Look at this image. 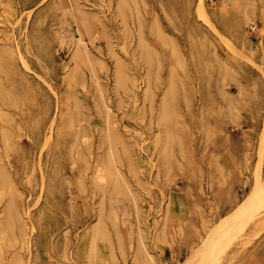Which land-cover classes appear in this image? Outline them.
Segmentation results:
<instances>
[{
  "label": "rangeland",
  "instance_id": "374dc122",
  "mask_svg": "<svg viewBox=\"0 0 264 264\" xmlns=\"http://www.w3.org/2000/svg\"><path fill=\"white\" fill-rule=\"evenodd\" d=\"M68 3L0 0V264H264V0Z\"/></svg>",
  "mask_w": 264,
  "mask_h": 264
},
{
  "label": "bare ground",
  "instance_id": "6f19581e",
  "mask_svg": "<svg viewBox=\"0 0 264 264\" xmlns=\"http://www.w3.org/2000/svg\"><path fill=\"white\" fill-rule=\"evenodd\" d=\"M63 3V6H64V10L65 11H67L68 10V5H69V3H68V0H60V3ZM121 2H122V0H121ZM67 3H68V5H67ZM124 5V4H123ZM123 5H120V7H123ZM118 8H119V6H118ZM134 9H135V6H134ZM78 12H81V11H79V10H77L76 11V13H78ZM83 12H81V15H83L82 14ZM80 14V13H79ZM77 32H78V37H76V38H74V42H75V49H73L74 50V52H73V54H72V58H74V60L75 59H77V58H80L81 56H83V59H84V57H85V60H86V57H89V53H88V48H87V44H86V40H85V38H84V36H83V33H82V31H81V29L80 28H77ZM37 28L34 30V32H33V30H32V41H36L37 40ZM72 39V38H71ZM78 60V59H77ZM79 61V60H78ZM78 61H75V65H80L81 66V64H83L84 62H78ZM90 62V61H89ZM86 63H87V60H86ZM86 63H84V64H86ZM87 65H89L88 63H87ZM120 67V66H119ZM118 67V71L120 70H122V69H120ZM1 70L2 71H4L2 68H1ZM117 71V72H118ZM4 72H6V69H5V71ZM121 73H122V71H121ZM116 75H118L117 73H116ZM122 75V74H121ZM119 78V77H118ZM120 79V78H119ZM20 91H21V93H22V90L20 89ZM105 105V104H104ZM106 107H107V110H108V112H109V106L108 105H105ZM103 109V108H102ZM4 115V114H3ZM2 114L0 115V116H3ZM109 115V114H108ZM0 119H2V118H0ZM60 119H61V121H60V131L61 132H65V130H67V128L68 127H66V125H69V124H67L65 121H64V119H63V116L61 115L60 116ZM108 119H109V117H108ZM107 119V125H108V132L110 133V132H113V129H115L114 128V126H112L111 125V122H110V120H108ZM5 120V119H4ZM6 121V120H5ZM6 123V122H5ZM53 124V123H52ZM70 126V125H69ZM71 127V126H70ZM75 128H78V127H75ZM69 129V128H68ZM73 129V128H72ZM71 129V130H72ZM78 130V129H77ZM73 131V130H72ZM0 136H2L4 139H6L7 140V144L9 145V146H12L13 144H11V141H10V135H9V133L6 131V130H4L3 128H0ZM76 142H77V140H76ZM76 144L77 143H75L74 142V144H72V148H75L76 147ZM86 144V143H85ZM12 148H14V149H18V147H15V146H13ZM90 150V149H89ZM105 170L106 169H104V168H100V166H96V169H95V171H94V174L96 175V177H97V179H98V181H99V183H104V182H106L107 180H109L108 179V175H110V172L109 173H106L105 172ZM110 181V180H109ZM109 183H111V182H109ZM108 183V184H109ZM189 261V260H188ZM183 264H186V262H183Z\"/></svg>",
  "mask_w": 264,
  "mask_h": 264
}]
</instances>
